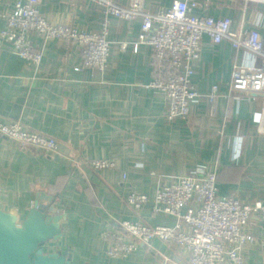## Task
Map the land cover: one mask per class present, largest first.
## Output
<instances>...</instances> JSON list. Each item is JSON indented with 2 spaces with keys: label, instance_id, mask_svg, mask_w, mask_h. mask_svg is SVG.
Here are the masks:
<instances>
[{
  "label": "crops",
  "instance_id": "crops-1",
  "mask_svg": "<svg viewBox=\"0 0 264 264\" xmlns=\"http://www.w3.org/2000/svg\"><path fill=\"white\" fill-rule=\"evenodd\" d=\"M24 0H0V31L9 8ZM127 6L133 0H114ZM194 13L229 17L230 30L255 29L264 55V3L241 0H191ZM174 0H141L150 13L170 8ZM38 11L51 24L85 32L100 29L103 13L88 0H39ZM139 21L109 17V66L76 71L77 48L61 41L44 42L29 36L42 52L35 66L0 45V123L19 122L25 129L54 138L57 152L22 150L0 135V209L24 218L37 196L62 217L61 235L46 252L65 251L70 264H188L186 253L153 239L123 258H108L101 233L119 221L140 220L148 226H172L174 218L151 213V204L138 213L124 202L129 191L150 199L157 187L173 177L216 173L217 194L243 203L264 202V93L230 92L234 66L264 68V57L230 42L219 45L202 38L201 59L191 83L202 96L185 120H166L165 97L147 86L158 73L150 49L133 44ZM122 46H125L122 49ZM213 86V103L205 97ZM106 160L113 169L92 170L89 162ZM123 176L125 178L123 179ZM257 241L264 226L252 216L248 226ZM245 251L243 264H264V246Z\"/></svg>",
  "mask_w": 264,
  "mask_h": 264
},
{
  "label": "built area",
  "instance_id": "built-area-1",
  "mask_svg": "<svg viewBox=\"0 0 264 264\" xmlns=\"http://www.w3.org/2000/svg\"><path fill=\"white\" fill-rule=\"evenodd\" d=\"M38 1H19L9 8L4 15L5 28L0 31V45L7 44L20 59L37 66L42 52L32 47L29 36L44 42L61 41L77 48L80 63L76 71L94 69L103 73L109 66L111 50L107 40L109 17L123 22L138 20L139 34L133 50L136 52L140 45H145L157 62L159 71L147 87L165 97V118L169 121L185 120L190 105L202 97L195 91L191 78L201 59L204 36L214 45L227 41L233 49H245L264 57L257 30L232 32L229 17L197 15L193 11L197 4L191 0H174L170 8L155 14L145 11L141 0H133L127 6L114 0H88L103 13L101 27L96 32L49 23L38 11ZM241 1L264 3V0ZM229 90L264 93V68L234 66ZM217 96L218 87L213 86L203 97L213 103ZM0 135L22 150L55 153L58 149L54 138L27 130L19 122L0 123ZM89 166L95 171L114 168L106 160L91 161ZM124 202L135 213L150 203L152 214L172 216L174 224L152 227L140 220L116 222L100 235L107 244L108 258L126 257L139 246H148L153 239H159L181 248L188 264H243L246 249L257 241L248 229L251 217L258 216L264 226V202L247 204L234 196L218 195L216 173L211 170L173 177L168 186L155 188L151 199L131 190ZM257 242L264 246V238Z\"/></svg>",
  "mask_w": 264,
  "mask_h": 264
},
{
  "label": "water",
  "instance_id": "water-1",
  "mask_svg": "<svg viewBox=\"0 0 264 264\" xmlns=\"http://www.w3.org/2000/svg\"><path fill=\"white\" fill-rule=\"evenodd\" d=\"M44 194L37 196L27 215L0 209V264H70L65 251L46 252L45 246L61 235L62 217L54 207L43 205Z\"/></svg>",
  "mask_w": 264,
  "mask_h": 264
}]
</instances>
